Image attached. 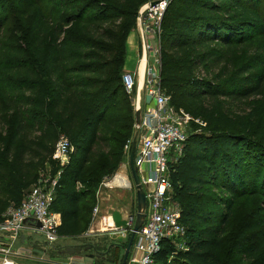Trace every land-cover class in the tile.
<instances>
[{
	"label": "trees",
	"instance_id": "1",
	"mask_svg": "<svg viewBox=\"0 0 264 264\" xmlns=\"http://www.w3.org/2000/svg\"><path fill=\"white\" fill-rule=\"evenodd\" d=\"M148 1L49 0L50 10L36 9L31 36L0 59V222L45 174L56 178L51 211L61 218L58 235L87 232L94 174L111 171L116 127H129L121 113L126 42ZM257 1L170 0L165 12L161 89L175 110L206 126L191 123L171 167L185 249L164 241L155 264H264V250L245 229L226 260L216 253L236 204L260 197L264 205V58L258 48L235 60L254 45L263 21L250 8ZM61 137L72 148L64 166L52 159ZM212 190L229 197L209 195ZM262 212L246 230L264 232ZM51 249L63 256L62 246Z\"/></svg>",
	"mask_w": 264,
	"mask_h": 264
},
{
	"label": "built area",
	"instance_id": "2",
	"mask_svg": "<svg viewBox=\"0 0 264 264\" xmlns=\"http://www.w3.org/2000/svg\"><path fill=\"white\" fill-rule=\"evenodd\" d=\"M168 5L169 0H157L138 10L133 31L138 36L142 76L137 72H126L121 78L125 93L134 94L135 110L140 111L139 123L135 124L137 145L134 164L148 209L147 213L144 212L141 228L135 234L126 264H155L154 257L161 251L164 241H171L178 250L185 249L183 240L186 230L180 222V206L173 199L171 167L182 154V144L187 139L191 123L206 126L184 110H175L160 86L159 37ZM71 150L68 139L61 137L55 145L52 159L64 166L68 163ZM110 182L105 187H109ZM55 186L56 178L41 174L22 202L9 207L3 214L0 243L6 247L0 249V264H20L18 260L27 256L24 247L11 251L15 243L22 242L21 236H26L25 231L44 236V245L49 248L59 245L62 240L86 238V235L77 238L58 235L59 223L56 214L51 211ZM93 214L95 219L98 218L99 209L95 208ZM29 219L39 222L40 228L24 226V222ZM134 222L135 215L128 221L130 232ZM104 224L105 229L99 233L116 230L108 229ZM26 242L27 236L21 244ZM61 264L92 263L84 257L65 255Z\"/></svg>",
	"mask_w": 264,
	"mask_h": 264
},
{
	"label": "rangeland",
	"instance_id": "3",
	"mask_svg": "<svg viewBox=\"0 0 264 264\" xmlns=\"http://www.w3.org/2000/svg\"><path fill=\"white\" fill-rule=\"evenodd\" d=\"M57 1L58 3L72 2V0ZM153 1L157 0H150L143 5H146L147 3ZM49 3V0H0V4L3 5L0 16V59H8L9 51L11 49H16V47H18L19 45H22L23 39L26 36H31V34H29L30 25L34 18L37 7L44 6L50 10ZM250 8L255 9L262 17L263 21L260 27L257 28V32L254 34V45L249 48H241L239 50V58L235 56L236 61H243L248 56L252 57L256 54L255 52L258 48L259 49L257 50V54L260 57L264 58V0H259L257 1V3L251 4ZM62 11L65 12L66 9H63ZM59 13H61L60 10ZM126 46H128V39L126 42ZM130 56L132 57V62L130 64L131 67L136 68L137 65V68L139 69L141 61L140 53H134ZM140 69L142 72V67ZM124 73H126L125 70L123 71L122 75ZM122 101L123 110L121 113L124 115L123 117H126L129 120V127L125 125H120V127H124L125 130H119V126L116 127L115 137L116 141H119V143L117 144V146H114L111 150V153H113L114 156V159H112L114 164L113 167H111V171L102 174L100 170L94 174L93 179L98 178V182L93 189V198L91 199L92 212L90 215L91 221V219L95 218L93 210L95 208H98L99 215L96 219H107L108 224L106 223V228L116 230L97 233L89 238H78L75 240L66 239L58 243L59 246L62 247L72 245H84L88 242L89 244L97 245L96 249L99 252L106 254V258L102 260H96L95 264L122 263V259L124 257V250L127 247L131 234L130 230L127 228L126 235L122 237L121 233L124 232L122 228H125L126 221H128V219L134 216L137 212L136 189L132 181L128 166L130 149L132 147L133 141L136 139L137 134L135 129L137 111L135 110L134 94H126L125 99H123ZM117 134H119V136H117ZM126 135L128 136L126 137ZM122 168L125 169L124 173H126L129 185L127 184V180L124 179L123 172L121 170ZM96 169L97 167H94L92 170L95 171ZM96 175L97 177H95ZM114 178L116 182H121V188L116 185L115 188L105 187V184L108 181L110 182ZM124 183L127 184L126 187L123 186ZM209 195L224 199L229 197V195L226 194L224 191L219 192L212 190ZM263 207L264 205L261 203L260 197L250 200L242 198L236 204L233 211L230 213L225 233L222 236L221 248L216 251L218 258L224 261L230 256L232 246L231 242L237 238L236 234L239 231H242L243 229H245L246 235H252L251 240L259 245L261 251L264 250V242H260L264 241V232L256 233L254 229L246 230V227L255 223L258 217L257 215L258 213H260ZM147 211L148 209L146 208L145 213H147ZM261 215L264 216V213L262 212ZM111 216L114 217V220ZM114 221H116V224L118 226H116V228ZM25 234L27 236L26 244H21L22 242H17L11 248V251L13 252L17 251V249L20 247H24L26 249L27 256L18 260L20 264L62 263L65 255L59 256L57 251H53L51 248L46 247L44 245V236L40 234H33L30 231H25ZM2 244L3 243H0V249L6 247L4 244ZM89 252L90 251H82L77 256L85 258L86 256L90 255Z\"/></svg>",
	"mask_w": 264,
	"mask_h": 264
},
{
	"label": "water",
	"instance_id": "4",
	"mask_svg": "<svg viewBox=\"0 0 264 264\" xmlns=\"http://www.w3.org/2000/svg\"><path fill=\"white\" fill-rule=\"evenodd\" d=\"M136 122L139 123V119H140V111H137L136 113ZM136 145H137V140L135 139L132 143V147L130 149V154H129V159H128V166H129V171H130V175L131 178L133 180L135 189H136V198H137V212L135 215V222H134V226L133 229L131 231L130 234V238H129V242L127 244V247L124 250V257H123V261L121 264H126L127 262V258L129 255V252L131 250L134 238H135V234L136 232H138V230L141 228L143 221L145 219V209H146V198H145V194L144 191L141 187L140 181H139V177H138V173H137V169L135 167L134 164V156H135V151H136ZM24 226H32L35 228H40V223L35 221V220H27L24 222ZM21 241L24 242L25 241V235L23 234L21 236ZM92 250L93 254H91V258H95L96 256H102L104 255V253H100L96 247L92 244H88V245H72V246H65L60 253L62 255H69V256H74V255H79L82 251L88 252Z\"/></svg>",
	"mask_w": 264,
	"mask_h": 264
},
{
	"label": "crops",
	"instance_id": "5",
	"mask_svg": "<svg viewBox=\"0 0 264 264\" xmlns=\"http://www.w3.org/2000/svg\"><path fill=\"white\" fill-rule=\"evenodd\" d=\"M127 49H128V56H127V59H126V62H125V66H124V70L126 71V72H138L139 74H140V76H141V69L139 68H137V65H136V68H133V67H131V62H132V57L130 56V55H132V54H136V53H138L139 52V47H138V36H137V33L135 32V31H133V32H131V34L129 35V37H128V46H127ZM136 57H137V55H136ZM136 215V214H135ZM108 217H110V216H108ZM112 218H113V220H114V217L113 216H111ZM56 218H57V220H58V223H59V225L61 224V218H60V215L59 214H56ZM130 219V218H129ZM129 219H128V221H129ZM107 221V222H106ZM128 221H126V226H125V228L123 227L122 228V230H124V232H122L121 233V236L122 237H124L125 235H126V233H127V231H126V229H127V225H128ZM115 222V228H116V226H117V224H116V221H114ZM104 223H107L108 224V220L106 219H104V220H101V219H91V222H90V225H89V228H88V230H87V232H85L83 235H86V238H89V237H92V235H94V234H97V233H99V231H102V230H104L105 229V224ZM118 227V226H117ZM119 228H121V227H119ZM118 228V229H119ZM101 233V232H100ZM89 235V236H88ZM88 236V237H87ZM89 244V242L88 243H86V244H84V245H88ZM92 245H94L95 247L97 246V245H95V244H92ZM90 255H88V256H86L87 257V259H89L90 260V262L92 263V264H95V261L96 260H102V259H104V258H106L105 256H106V254H104V255H102V257L101 256H96L95 258H91V254H93V251L91 250L90 252ZM101 253V252H100ZM85 257V258H86ZM100 257V258H99Z\"/></svg>",
	"mask_w": 264,
	"mask_h": 264
},
{
	"label": "bare ground",
	"instance_id": "6",
	"mask_svg": "<svg viewBox=\"0 0 264 264\" xmlns=\"http://www.w3.org/2000/svg\"><path fill=\"white\" fill-rule=\"evenodd\" d=\"M121 170H122V172H123L124 179L127 180L126 173H124V172H125V169L122 168ZM115 182H116V181H115V178H114L110 183H108V186L111 187V188H115L116 186H118L119 188H121V185H120L121 182H116V183H115ZM127 184L129 185L128 180H127ZM127 184L124 183L123 186L126 187ZM115 185H116V186H115ZM104 219H105V218H104ZM104 219H102V220H104ZM97 220H98V219H97Z\"/></svg>",
	"mask_w": 264,
	"mask_h": 264
},
{
	"label": "flooded vegetation",
	"instance_id": "7",
	"mask_svg": "<svg viewBox=\"0 0 264 264\" xmlns=\"http://www.w3.org/2000/svg\"><path fill=\"white\" fill-rule=\"evenodd\" d=\"M91 251V250H90ZM102 257V256H101ZM106 257V256H105ZM100 258V257H99Z\"/></svg>",
	"mask_w": 264,
	"mask_h": 264
}]
</instances>
